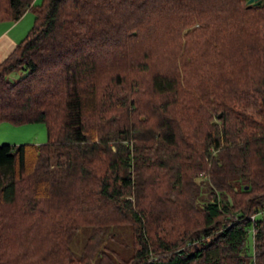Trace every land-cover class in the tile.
Segmentation results:
<instances>
[{"label":"trees","instance_id":"1","mask_svg":"<svg viewBox=\"0 0 264 264\" xmlns=\"http://www.w3.org/2000/svg\"><path fill=\"white\" fill-rule=\"evenodd\" d=\"M31 10L0 124L48 141L0 144V264H264V0H0V23Z\"/></svg>","mask_w":264,"mask_h":264},{"label":"rangeland","instance_id":"2","mask_svg":"<svg viewBox=\"0 0 264 264\" xmlns=\"http://www.w3.org/2000/svg\"><path fill=\"white\" fill-rule=\"evenodd\" d=\"M38 2H40L41 0H37ZM34 13L31 10L30 12H27L19 21H17L19 23L18 26V34H23V36L25 35V33H27V31L31 28L32 24H33V20H34ZM8 25V23L6 22H2L0 23V29L3 28V26ZM25 37V36H24ZM116 91V90H115ZM117 92V91H116ZM148 100V99H147ZM143 102H146V100H144ZM149 102V100H148ZM151 104L149 103V105H147V107H150ZM146 107L143 106V109H145ZM7 127V124L0 127L2 129H0V134H3L4 137L0 138V144H6V143H10V144H17V145H21L22 143L24 144H44L48 141V134H47V127L45 123L42 122H34L32 124H25V125H20V126H15L17 128H15V133L14 130L12 129V132H8L5 131ZM6 133V135H5ZM14 133V134H13ZM211 166V164H210ZM206 180V177H204ZM197 181H200V179H197ZM166 183H164L163 187L167 186L165 185ZM159 188V187H158ZM167 190L169 191L168 188H164V189H158V192L160 193V196H155L154 194H151L150 198L152 199L154 198H164V197H169V193H167ZM161 199V203L164 202V200ZM166 204V203H163ZM167 207V206H166ZM168 207L170 208V205H168ZM173 207V206H172ZM259 218L264 220V211L259 214ZM125 226H122V228H116L117 231H121V240L122 242H125V244H130L131 240H132V231L131 228L124 224ZM87 232L86 230H81L79 233V236L76 237V239L74 240L72 247H74V250L77 254L81 253L82 250V246L83 244H85V241L87 239ZM248 245L249 248L253 249L254 247V241H253V236L252 234H250L249 238H248Z\"/></svg>","mask_w":264,"mask_h":264},{"label":"crops","instance_id":"3","mask_svg":"<svg viewBox=\"0 0 264 264\" xmlns=\"http://www.w3.org/2000/svg\"><path fill=\"white\" fill-rule=\"evenodd\" d=\"M8 25L3 26V28L0 29V63L4 61L5 58H7L13 50L16 48L17 44L24 38L23 34H18V26L19 23H12V22H6ZM28 32V31H27ZM26 34V33H25ZM7 124V127L5 128V131H8L9 133L12 132V129L15 133V125L6 122L0 124V127ZM2 129V128H0ZM13 133V134H14ZM6 135V133H5ZM0 136L3 138L4 135L0 134ZM0 137V138H1ZM17 145V144H16Z\"/></svg>","mask_w":264,"mask_h":264},{"label":"water","instance_id":"4","mask_svg":"<svg viewBox=\"0 0 264 264\" xmlns=\"http://www.w3.org/2000/svg\"><path fill=\"white\" fill-rule=\"evenodd\" d=\"M262 0H249V3H255V4H257V3H260ZM221 115V114H220Z\"/></svg>","mask_w":264,"mask_h":264}]
</instances>
